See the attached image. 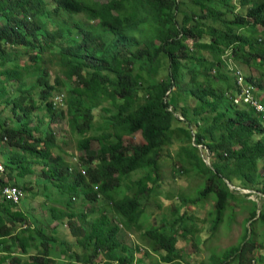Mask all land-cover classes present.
<instances>
[{
	"label": "trees",
	"instance_id": "trees-1",
	"mask_svg": "<svg viewBox=\"0 0 264 264\" xmlns=\"http://www.w3.org/2000/svg\"><path fill=\"white\" fill-rule=\"evenodd\" d=\"M245 66L261 75L253 78ZM65 85V108H56L51 98ZM245 88L260 108L243 101ZM90 104H103L105 113L96 134ZM0 106L7 112L0 117V145L8 150L0 157V264H183L176 243L196 227L187 229L182 215L169 231L142 232L156 257L146 251L147 260L136 262L131 251L138 246L124 239L146 215L179 124L184 143L173 169L203 179L180 204L211 198L210 231L235 198L228 183L263 198L260 206L248 200L250 226L237 245L208 263L188 264H247L260 245L250 234L255 222L264 224V0H0ZM40 108L49 118L44 125ZM53 117L65 118L76 135L80 169L60 154L52 157L54 150L66 154L50 127ZM136 133L141 142H126ZM35 165L39 173L26 181ZM33 183L54 187L61 205L47 207L46 221L1 193L7 185L25 193ZM76 198L79 209L72 208ZM94 202L99 214L89 220ZM52 222H67L72 239L59 240ZM59 254L68 263H59ZM99 254L104 259L97 261Z\"/></svg>",
	"mask_w": 264,
	"mask_h": 264
},
{
	"label": "rangeland",
	"instance_id": "rangeland-1",
	"mask_svg": "<svg viewBox=\"0 0 264 264\" xmlns=\"http://www.w3.org/2000/svg\"><path fill=\"white\" fill-rule=\"evenodd\" d=\"M49 6L51 7L52 5L49 4ZM95 23L96 22L93 21L91 22V25H95ZM95 28L96 27L92 28V30H95ZM24 60L25 58L22 61ZM48 68L51 75H54L57 72L55 66H49ZM241 68L243 72L245 71L250 73L253 78H257L261 75L256 69L247 66ZM161 76L162 74L160 77ZM69 87V85H65L61 91L55 92L53 94L51 99L53 103L56 101V108H65L64 97L67 95V89H69ZM59 93L64 95L62 101L55 100L54 98ZM189 103L190 99H187L186 104ZM90 105L93 108L95 114L94 126L90 133L96 134L98 130L104 125L100 115H104L105 113L101 109L103 104ZM34 111L37 112V110ZM38 111H41L38 113V115L42 118V125H44L49 118L45 113L44 108H40ZM6 114L7 112L0 113V117H5ZM177 116L182 118L180 115ZM50 121V127L53 129L62 149H64L66 152L65 154L59 150H54L52 157H56L55 154H60L67 163L77 165V168L80 169V167H78L80 162L79 156H83V154L76 148V135L70 133L67 120L61 117H53ZM10 125H15V122L10 120ZM173 129L171 130V134L173 136L172 144L167 147L166 154L160 160V180L156 194L152 195L151 198L145 202L146 215L141 218V225H134L131 232H126L124 234V239L127 242H133L132 244L138 246V250L132 249L131 251L134 253L136 262L139 259L147 260V255H145L146 251H148V254L151 257H156L157 252L151 250L149 245L146 243V236L142 232L144 229L149 227H158L169 231L171 229V225L169 223L182 215L186 220L187 229L192 230L194 227H196L193 233H187L185 238L179 237L176 243L182 253V263H208L212 257L219 256L223 250L229 248L230 246L237 245L240 242L244 228H246V226H250L249 222L245 221L246 217L248 216V200H254L257 202L258 206H260L263 198L257 196L258 193L254 190L251 191V189L242 187L235 188V198L229 202L230 204L223 215L222 222L214 231H210V217L208 212L212 209L213 205V200L211 198L206 201L195 202L194 204H180L179 197L194 196L197 192V188L203 185V179L201 175L192 171H189L188 173L177 171L179 169L177 168L179 165L177 163L175 164L177 170H175V168L173 169L174 157L176 156L181 144L184 143V141H181L183 138L180 132L184 133L185 131V129L180 124ZM141 141L142 138L140 133H136L132 137H126V142H132L133 144H137ZM94 146L95 143L93 142V147ZM200 147L201 146H198V148ZM168 155H170V158H164ZM0 157L3 159L8 157V150L5 142H1ZM203 158L208 161L207 153L203 154ZM34 167L36 173L27 175L26 181L32 180L35 175L39 173L40 166L35 165ZM138 175L139 174L133 173L131 177L135 178ZM54 189L55 188L52 186L43 188L41 184L37 185V183H33L30 191L25 193L22 191L21 203L19 204V207L27 210L31 215H34V217L38 218L39 220L42 221L44 219L46 221L48 218V206L52 205L61 207L60 204L54 203L56 199V191ZM73 201V209H79L82 207V200L80 198H76ZM96 204L97 203L94 202L95 212H92L88 215L89 220L93 219L99 214V211H96ZM90 207L91 203L84 204V209H86L87 212L90 210ZM176 207L177 209L175 210ZM175 211L176 214L174 213ZM55 225L59 240L70 241L72 239L67 222H63L61 224L52 222L50 224L51 227ZM174 227L176 229V233L179 234L182 231L180 222H177ZM253 227L255 233L251 232L250 236L256 239L257 243L260 245L254 248L251 254H249V262L251 259H254V264H261V262H264V224L255 222ZM59 249L60 247L57 246L56 250ZM72 250L79 251L76 247H73ZM14 252H16L15 255H21L25 259L27 258V254H21L19 249L14 250ZM260 256H262V258H260ZM103 259L104 256L102 254H99L96 258L97 261ZM57 260L59 263H68L69 257L59 254L57 255ZM5 263L10 264V260H7ZM231 264L236 263L233 262Z\"/></svg>",
	"mask_w": 264,
	"mask_h": 264
},
{
	"label": "built area",
	"instance_id": "built-area-1",
	"mask_svg": "<svg viewBox=\"0 0 264 264\" xmlns=\"http://www.w3.org/2000/svg\"><path fill=\"white\" fill-rule=\"evenodd\" d=\"M237 71V75H238V83H240L242 86H244L243 84V79H242V75L240 73L239 70ZM240 73V75L238 74ZM241 96L243 97V101H249L255 105H257L256 101L253 99V94L249 91V88H245L242 93ZM238 99V98H237ZM258 108H260L259 105H257ZM4 171V166L0 163V172ZM1 193L5 196L6 199L11 200V202H18L21 198V191L16 188V186H4L1 190Z\"/></svg>",
	"mask_w": 264,
	"mask_h": 264
},
{
	"label": "clouds",
	"instance_id": "clouds-1",
	"mask_svg": "<svg viewBox=\"0 0 264 264\" xmlns=\"http://www.w3.org/2000/svg\"><path fill=\"white\" fill-rule=\"evenodd\" d=\"M63 97H64V95L62 94V93H59V94H57L54 98H55V100H59V101H62L63 100ZM53 105L54 106H56V101H54V103H53ZM1 163V162H0ZM2 164V163H1ZM3 165V164H2ZM4 166V165H3ZM4 170H5V168H4ZM7 186H16V185H7ZM234 186V185H233ZM230 187V186H229ZM16 188H18L20 191H21V193H22V189H20V187H18V186H16ZM235 188H238V187H232L231 189H235ZM21 197H22V195H21ZM21 199V198H20ZM26 226V224H23V227H25ZM255 263V260L254 259H251V261L249 262V263H247V264H254ZM108 264H113V262H109Z\"/></svg>",
	"mask_w": 264,
	"mask_h": 264
},
{
	"label": "water",
	"instance_id": "water-1",
	"mask_svg": "<svg viewBox=\"0 0 264 264\" xmlns=\"http://www.w3.org/2000/svg\"><path fill=\"white\" fill-rule=\"evenodd\" d=\"M204 161H205L206 163H208V161H206L205 159H204ZM228 185H229L230 187H233V188H234V186L231 185L230 183H228Z\"/></svg>",
	"mask_w": 264,
	"mask_h": 264
}]
</instances>
